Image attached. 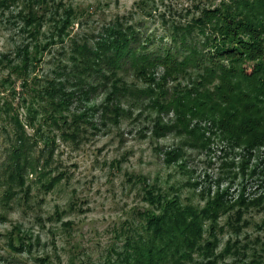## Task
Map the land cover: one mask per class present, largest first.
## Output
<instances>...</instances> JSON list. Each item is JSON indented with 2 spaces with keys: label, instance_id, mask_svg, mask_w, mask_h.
<instances>
[{
  "label": "rangeland",
  "instance_id": "rangeland-1",
  "mask_svg": "<svg viewBox=\"0 0 264 264\" xmlns=\"http://www.w3.org/2000/svg\"><path fill=\"white\" fill-rule=\"evenodd\" d=\"M236 1L0 0V264H128L155 218L203 228L170 264H264V145L225 133L223 100L178 109L220 82L192 63L145 75L125 65L119 83L75 53L116 24L149 50L182 32L194 44L189 29ZM52 87L72 94L67 121Z\"/></svg>",
  "mask_w": 264,
  "mask_h": 264
},
{
  "label": "trees",
  "instance_id": "trees-1",
  "mask_svg": "<svg viewBox=\"0 0 264 264\" xmlns=\"http://www.w3.org/2000/svg\"><path fill=\"white\" fill-rule=\"evenodd\" d=\"M204 19L195 23V28L189 29L191 33L196 30L197 40H191L194 44H189L185 37L191 34L182 32L183 38L179 41L175 37L171 46L157 51L149 50L145 44L140 46L136 32L116 24L113 29L107 30L106 39L102 38L96 44V51L91 48V51L88 48L81 51L82 47L78 46L75 53L81 52L85 71L89 72L92 65L90 59L95 66L97 60L100 69L112 74L114 82L119 83L123 82L119 73L124 70L125 65L128 69L139 70V74L145 75L153 67L169 70L196 63L203 69V75L208 74L211 81L215 79L220 82L219 89L215 87L214 94L212 91H205L188 97L192 94L190 92L188 96L178 97V109L190 112L193 107L205 111L204 100L207 104L223 100L224 108L218 117L225 133L246 145L263 146L264 110L256 112L255 109L259 98L264 97L261 94L264 90V0H237L235 5L225 8L218 15L209 12ZM250 64L251 69H248ZM260 84L262 85L259 86ZM54 90L52 87L50 92L45 93L48 101L50 100L49 105L54 107V113L60 120L67 121L69 118L64 116L71 115V104L67 98L72 94L66 93V89L54 94ZM15 124L22 136L20 140L24 143L26 138H23L21 132L23 126L18 120H15ZM17 153L18 157L24 156L20 148ZM186 215L187 213L182 212L180 216L184 218ZM188 215L195 216L190 213ZM149 224V231L152 233L149 240H142L136 245L128 264H170L180 253L184 255L188 251H194L193 242L199 243L204 234L198 220L189 224L178 218H155ZM177 225L179 229H171ZM179 259L183 260L184 256Z\"/></svg>",
  "mask_w": 264,
  "mask_h": 264
}]
</instances>
